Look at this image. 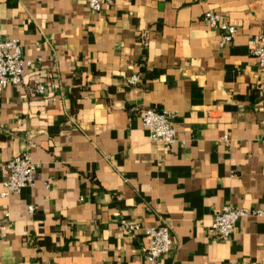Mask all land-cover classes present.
Listing matches in <instances>:
<instances>
[{
	"label": "crops",
	"instance_id": "crops-1",
	"mask_svg": "<svg viewBox=\"0 0 264 264\" xmlns=\"http://www.w3.org/2000/svg\"><path fill=\"white\" fill-rule=\"evenodd\" d=\"M207 12L235 27L231 42ZM261 33L264 0H113L100 13L0 0V34L30 61L24 85L0 90V192L9 160L36 164L31 186L0 196V264H264ZM144 109L172 114L169 148L149 139ZM224 206L261 215L215 240ZM122 220L165 221L171 248L148 261V237L129 238Z\"/></svg>",
	"mask_w": 264,
	"mask_h": 264
},
{
	"label": "built area",
	"instance_id": "built-area-1",
	"mask_svg": "<svg viewBox=\"0 0 264 264\" xmlns=\"http://www.w3.org/2000/svg\"><path fill=\"white\" fill-rule=\"evenodd\" d=\"M89 9L92 12L100 13L105 6H111L113 0H86ZM203 20L211 28H217L221 31L220 45L223 46L233 40L236 35L234 26L225 22L221 15L216 12H207L203 15ZM251 54L257 60V66L260 72V81L258 91L264 99V33L257 36L254 41ZM30 61L23 57L22 46L16 39L3 38L0 34V90H4L8 85H24L23 72L25 66H29ZM141 74L134 73L130 75L126 84L129 86L137 85L140 82ZM35 90L43 93V87L37 84ZM141 122L149 132V139L153 142H160L169 148L176 141V133L172 121V114L166 111H156L153 109H144L140 112ZM264 127V118L260 121ZM221 141L228 142V137L223 136ZM6 167L10 170L9 179L3 184L4 190L0 192L1 197L7 196L10 192L18 193L22 188L31 186L33 180V171L36 164L27 153H22L8 161ZM33 207H29L32 211ZM249 214L261 215V211H252L246 209H237L231 206H224L218 212H215L211 220L208 235L215 239L230 238L236 229L238 220ZM8 216V213L5 214ZM121 231L129 238H135L136 234L142 233L148 237V244L143 249L145 258L150 262H157L158 259L166 254L172 246L170 228L163 221L159 225L142 227L138 222H129L122 220L119 225ZM5 227L0 225V238L4 236Z\"/></svg>",
	"mask_w": 264,
	"mask_h": 264
}]
</instances>
